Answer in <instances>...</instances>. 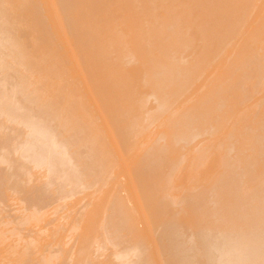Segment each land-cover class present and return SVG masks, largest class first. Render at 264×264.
Wrapping results in <instances>:
<instances>
[{"label": "bare ground", "instance_id": "1", "mask_svg": "<svg viewBox=\"0 0 264 264\" xmlns=\"http://www.w3.org/2000/svg\"><path fill=\"white\" fill-rule=\"evenodd\" d=\"M256 1L257 0H39L36 2L33 0H0V119H5L7 123H14V125H12L10 123L7 124L4 120L1 121V123L4 122L2 123L3 126H5L6 123L8 127H5L6 129L4 128L5 131L4 129L3 131L2 129L0 130V208H3L4 206L1 204L2 199H4L3 202L10 199L9 195L6 193L12 192L25 202L24 206H26V208L33 209H31L32 212H29L30 218L33 217L31 214L38 209L39 212H35V215L38 216L39 214V216L44 219L45 214H47L44 210L45 207H47L46 204L48 203V198L51 196V190L50 192L49 189L47 192L44 190V187H47L48 185L42 186L41 189H43L44 192H42L43 190L41 192L36 189L34 190L31 185V183L34 182L33 179L32 182L30 181V184H28L31 179V172L36 169L42 171L44 166H46L45 169L49 168L50 171H52V173L47 170L48 173L45 171L47 176L49 175V178L52 176L60 177L62 175L59 179L56 177L59 183L56 182V178H51L54 183L56 182L54 185L60 187L58 189H62L66 184L69 186L71 182L81 183L82 180L86 178V181L90 182L92 177L100 178L103 174L106 175L103 176L107 179V176L109 175L106 170H109L110 168L112 169L116 166L110 167V165H113L114 163H111L114 159H110V157L114 156L112 150H110L111 146L114 144L113 146L116 148L114 150L112 147L113 151H117L118 156H120L121 154H119L117 146L120 147L121 145V148H118L122 150L121 152L124 155L126 150H128L127 146H133V141H136V137L139 136L138 138L141 140L143 138L146 139L143 140L147 141L144 142L146 144L139 139L140 141H138L141 142V146H139L140 149L137 147H135V149L133 147L131 148L135 151L138 149L136 152L139 151V153L144 150L146 151L140 155L136 153L139 159L137 158V162H134L136 164L132 162L131 165L134 167L132 168L131 166L128 170L132 171L133 179H131L134 180L133 183L132 180L130 181V183H132L131 186L128 182V180H130L128 178L131 175H126L127 172H125L124 169H122L124 170V173L122 170H118L119 173H123V176H121L122 173L120 174L122 179L129 176L127 180L125 179L128 183L127 190L132 192L133 187H135L133 184H136V189L133 191H138V200H135L137 198L136 193L135 195H133L134 192L131 194L133 198H135L133 199V203L134 200L138 203L132 204L134 205V208L131 210L130 207L129 209L131 211L129 210V212L128 208L123 206L129 201L128 198L126 197L127 199L124 201L125 203H121L123 202L121 201L123 198L116 199V197L119 198L120 194L125 193V191L127 192V190L124 191L125 187L123 188L122 184H120L121 186L114 185L119 189L122 187V193L119 194L120 190L114 191L118 188H113L111 193L109 190V193H105L108 194L109 197L113 193V196L111 195L112 198L110 199L115 202L117 200L121 204L119 206L118 202L116 205L113 204L115 202L111 204L108 199L105 203H107L108 207L112 205V207H110L111 211L108 210L109 208L105 211L102 206H100L101 211L103 209L105 214L107 212L106 215H103V218L105 219L107 217L106 220H109L107 223H104L103 218L100 220L101 218L99 217L98 220H100V222L103 221V224L110 226L108 228L114 235L112 240H110L111 238H108L109 235L107 237V230L103 229V226H107L103 225L99 231L98 228L102 223H100L96 217L94 218L92 213L89 214L90 216H93V221L90 223L95 221L100 223L98 227V222H95V231L98 230L99 232H97H101L102 234L104 230L107 237L106 240L108 242L110 241L109 245H111L114 240L111 248L120 246L119 242L118 245L115 243L118 241H116V239L120 237L119 240H121L122 244H124L123 242L126 239L124 245H128V242L132 243L130 244L131 248H133L134 245H137V248H135V250H137L136 255H133L135 253L130 254L128 252V256L126 251V256L130 257V255H132L134 258V256L136 257L137 254H139L137 257L139 258V256H142L140 259L146 256V254H148L146 252L149 250L147 249L149 248L148 244L145 246L144 243L146 242L143 243L142 240V245L139 241L140 239L138 240L139 235H136V231H139L136 227L138 226L139 228L140 226L137 221L140 220V222L143 223V226L145 225L144 228L149 225V231L152 229L155 230L153 232L156 233L155 235L153 234L154 236L151 237L147 234V237H150V243H148L151 247L154 246L151 239L155 238L153 241L154 243L157 242L156 244L158 245L155 244L157 254L159 257L162 256L164 258V260L162 257L158 259L155 251V254L152 255L154 257L156 255L157 259L154 260H158L155 261L157 263L162 258L163 262H161V260V264H264V86L262 87V84L264 85V44H259L260 41H264V10L261 11V8H264V5H261L262 7L260 8V11L258 9V12H262L259 13L261 15L256 19L259 24H256L255 21L253 23L254 25L251 27L252 30L249 29V31L247 30L248 32L245 29L250 27H248V25L247 28L244 27L245 29L243 31L246 32L244 34L245 42L244 40H241L242 37L240 36L244 33L243 31L241 32L243 29L242 26L246 23H251L247 22V20H255V18H253L255 16L253 15L255 11V14L258 13L255 5ZM260 4H262V1ZM41 11L44 13V17ZM35 16H38V19L35 18ZM40 19L43 20L40 24H43L48 20L47 22L51 24L52 27L56 25L54 24V20L55 22L57 21L56 23L58 25L64 23L66 31L73 39V42L78 49L75 48L76 51L73 56L77 55V57L74 58L81 60L82 64H79L81 65L79 68H82L81 70H84L85 72V74L84 72L81 73L83 77L82 81L79 80L80 83L83 82L81 91L79 89L80 92L72 85L73 81H75V79L73 80L72 78H75L76 74L74 73V68H77L75 65L81 63L80 60L79 62L76 61L77 59L74 60L77 62L76 63L73 61L74 58L72 56H70L72 57V60L71 58H65V60L64 55L66 52L62 55L63 53H59V51H61L59 48L57 49L59 50L58 52H56L55 49L60 46L58 38L60 36L68 35L65 33V28H51L59 31V33L58 31L54 32L56 35L61 34V31L64 30V34L62 33L60 36H54L57 39L55 40L53 37L55 34L52 33V35L50 33L53 30L49 31L50 27H47L46 24H43V26L45 25V29L43 27L42 32L41 27H38L40 25H34V23L38 24L37 20L39 21ZM28 25H34V27L36 26L40 29L38 30L35 28L32 31L33 26L32 29H29L30 32H33V35L39 39L37 42L36 38L32 36L29 38H33L31 41L34 44H37L36 47H42L44 44V46L37 51L35 48H32L34 51H30V47H35V45L29 43V40L28 45L26 44V35L28 34L27 36H29L30 34L27 30ZM24 26L27 29H24ZM46 27L48 28L47 32L51 34V37L45 32L47 29ZM24 30L27 32L24 33ZM236 32H240L238 35L241 39H238L239 37L236 35ZM23 34L26 37V41H22V37H24ZM20 35H22V37ZM19 36L21 39L18 38ZM45 36H48V39H46L47 43L42 42V44H40V40L42 37L45 38ZM65 37L62 38L65 40H63L64 42L67 41ZM52 38L55 40L54 43ZM59 39L61 41V38ZM238 40H240L241 43H238L240 42ZM57 42H59V45ZM50 43L58 45H55L54 47L55 54L52 48L53 46L51 47ZM237 43L239 45H237ZM30 44H32V46L29 47ZM64 44H61L60 47ZM71 47L74 48L73 45ZM63 50L64 49H62V51ZM78 51L80 53H78ZM72 54L73 53H69V55ZM67 56L68 55H66V57ZM8 58L11 59L9 62ZM69 60L73 61L72 64L75 67L69 66L74 72H69L68 70L70 68L68 70L66 68L67 63L71 64L69 63L71 62ZM64 61L67 62L65 65ZM39 62L44 63L43 65L42 63L40 65ZM6 64L10 66V68L12 67L13 70ZM20 67H23L24 70ZM19 68L22 70V74L21 72H16ZM25 70L26 73L23 74V71L25 72ZM81 70L79 69L78 71V68L76 70V75L78 77L81 75ZM67 71L72 75L70 74V76ZM33 78H35L36 81ZM68 79H70V81ZM31 80L38 84L35 83V85L33 84L34 82L30 83ZM74 83H77V81ZM32 84L35 86L33 87ZM261 89L263 90V96H257V98H255L256 95L260 94L262 91ZM93 113L98 116L99 119L101 118V123L103 124L102 128L97 127L99 125H96L95 119L98 118L94 119L95 115ZM159 118L163 119V121ZM156 119L157 121L160 120L159 124L162 126L156 124ZM153 121H155V124L159 127H155V131L153 129V132H159V135L152 136V133H148V136L150 135L154 137H151L152 139L149 138L150 136L148 137L145 135L146 138H142V135L140 137V134H143L146 129H148L147 131H150L151 126L149 125H151ZM15 123L16 125H19L16 126ZM14 126L16 127L14 130L18 131L13 132L12 129ZM154 126H152V128ZM11 127L12 131H8L7 128L10 129ZM102 129L104 133H108V136L111 133V138H108L107 136L108 141L114 136V139L111 140L112 142H109L111 144L110 149L107 148V139L102 136ZM220 130H222V136L219 134ZM11 132L14 134H11ZM217 132L218 134H216ZM213 134H215L214 136L218 135L220 139L217 136L212 140L213 142L207 140L210 137L214 138ZM206 136L207 139H205L206 141L204 140V142L208 144L212 142L209 145L207 144V146L203 142V139H201ZM114 140L119 142L118 145ZM148 140L150 143L152 142L151 140H154V143L152 142L151 146H148ZM199 143L202 144L204 149ZM135 144H137V142ZM143 144L148 147L145 146V149L143 148L144 150H141ZM138 145L139 144L136 146ZM188 146H190V149H187L189 148ZM196 146L203 151H207L206 153L204 152V154L202 153L206 157L211 155L208 152L214 150V153L211 152L212 155L210 156L212 158L211 164L209 163L211 162V159L207 161V158L205 157V160H203L204 156L201 157V155H198L200 161H207V163L205 162L206 164L209 163V165H212L208 169L209 171L211 170V172H214V174L213 172H210V175H214L211 178L209 176L205 177V172H202L203 175L200 174L202 176H198L199 179H204L201 180L203 186L198 189L197 187L200 186L199 180L196 176L199 175V172L197 171L198 169L194 168L195 166L193 165H189L190 163L183 162L184 160H193V156H196V153L200 152L198 148L196 150ZM122 147L126 149L123 151ZM194 148L195 150H193ZM133 149L129 148V152ZM134 150L133 153L131 151V154L135 157ZM185 150H188L190 155H193H191L192 157L188 155L191 159H186V154L189 153H185ZM189 150L195 151V153L193 154ZM115 155L117 154L115 153ZM123 155L118 157L120 158L119 160H121V158L124 160ZM128 155H130V153ZM198 156H196L195 159ZM131 157L133 159L136 158L130 155V158ZM182 157L185 159L182 160ZM181 160L182 162H180ZM114 161H118V159L115 158ZM128 161L127 163H129ZM194 161L195 160L191 162ZM197 161L201 163L199 159ZM121 162L124 161H120V163ZM182 163L184 165L188 164L186 165L188 170L185 168L186 172H189L190 169H195L188 174L190 175L194 172V178H197L198 184H194L195 181H193V183L190 179L186 184L189 187L191 186L192 189L188 188L189 190H187V187L185 186L186 190H182L183 192L178 195V192H176L178 188L176 187V189H173L171 187V182L174 180V182L178 184V181H175L177 178L179 180L181 177V174L178 172L185 167L180 165ZM30 164H33V166ZM107 164L110 165L106 166ZM123 165L125 164H122V167ZM34 166L37 168L35 169ZM203 166L206 165L203 164L198 167ZM32 167H34V170H32ZM39 167H41V170ZM125 167L127 168L126 165ZM129 167L130 166H128V168ZM29 168L31 169L30 174L28 172L30 171ZM115 168H117V166ZM204 168L207 173L208 170H206V167H203L202 169ZM202 169L200 170L199 168V171H202ZM110 171L111 170H109V173L111 174ZM181 171L180 173H183ZM36 172H33L32 175ZM49 173H51V176ZM113 173L114 172L112 171V175ZM177 174L180 176L178 175L179 177H177ZM38 175L40 176L39 172ZM124 175L127 177L123 178ZM103 176L100 179L104 178ZM120 176L118 175V177ZM191 176L189 177L192 178L193 176ZM121 177L117 180L121 181ZM186 177L187 176H185V178ZM46 178L47 177L45 176V179ZM49 178L47 181L48 183ZM89 178L90 181L88 180ZM185 178L183 177V179L180 180L185 181ZM100 179H97L96 181ZM106 179L105 182L108 180ZM111 180L113 181V179ZM87 182H85V184ZM95 182L92 181L94 184ZM121 182L124 184V180ZM174 182L172 183L175 184ZM35 183L36 181L34 184ZM82 183L78 184V186L81 185V188L77 186L75 189L79 188V190H81L84 188V190H87L91 184H86L87 187H84L82 186L85 185L84 180ZM114 183L119 184V182L116 181ZM38 184L39 183H37V185ZM193 184L195 186L198 185L196 189H193ZM54 185L52 184V186ZM97 185L95 184L93 186L96 187ZM124 185H126V182ZM70 186L68 187L69 190L73 189H70ZM99 186H101V184L98 185V187ZM103 186H105V184ZM181 186L182 184L179 186V192L180 188H182ZM34 187H36V185ZM131 187L132 190H130ZM109 189H111V187ZM172 189L174 191H172ZM64 191L66 193V191H68L67 188L64 189ZM104 191L105 189L103 192ZM76 192L79 191L77 190ZM114 192L119 194L118 196H115L116 200L113 199L115 195ZM173 192L176 195L173 194ZM12 193H10V197L14 198L13 196L15 194L12 195ZM105 194L103 193V197ZM5 195L6 197L8 196L7 198L9 199H6ZM55 195L57 197V194ZM59 198L60 197H57L58 200ZM105 198L103 199L105 200ZM49 199L51 202V198ZM98 200L100 201L101 199L98 198ZM94 201L96 200L94 199ZM49 204L50 203H48V205ZM68 205L70 204L68 203ZM107 206L104 205L103 207L107 208ZM113 206L115 207L114 209ZM42 207H44V210H42ZM118 207H121L122 210ZM77 208L78 207H76V209ZM25 209L23 211L27 212ZM46 209L48 210V208ZM49 209H51V207ZM117 209H119V212ZM107 210L110 211L112 215L109 214L110 212L108 213ZM123 210L125 211V214L123 213ZM40 211L41 213L43 211L45 214L42 215ZM63 211L64 209L62 212ZM96 211L100 210L97 209ZM102 212L101 215L104 214V212ZM88 213L85 214L87 215ZM99 214L100 212H98V215ZM108 215H110V218ZM123 215H125L126 218ZM135 216L136 219L134 220ZM18 217L15 218L18 219ZM86 217L88 218V216ZM0 218L2 219V217ZM73 218L75 219V217ZM61 219L62 218H60V220ZM90 219L92 220V218ZM21 221L23 222V220ZM85 222L86 220L84 221V224L83 222L81 223L83 224L82 226L87 224V222ZM10 223L11 222L8 224ZM55 223H57V221ZM1 224L3 225V222ZM11 224H13V222ZM16 224L19 225L21 222ZM4 225L7 224L5 223ZM42 226H44V224ZM73 226H75V224ZM44 227L46 228V225ZM89 227L90 226H88V228ZM47 228L49 229V227ZM75 229L76 228H73V230ZM123 229L126 231L124 232ZM82 230H86L85 227ZM121 230L130 238L132 234L135 233L131 238L133 240L125 238L126 236H124L125 234L122 235L123 233L120 234ZM27 231L25 230V232ZM36 231L37 230H35V232ZM144 231L149 232L147 230ZM46 232H48V230H46ZM85 232L86 231H84V233ZM129 232L132 233L130 234ZM37 233L41 234L43 232ZM71 233L72 232H70V234ZM107 233L109 234L110 231ZM20 234L21 233H19V236ZM137 234H140L141 236V233ZM149 234L152 233L149 232ZM11 235H13V232ZM72 235L74 238L75 233ZM121 235L123 239L121 238ZM26 236L28 237V235ZM26 236L22 237L23 241L21 240V242L26 244L25 242L30 240L28 241L29 244L27 243L26 245L28 248L32 249L31 253L34 260L36 259L35 255H40L41 253L42 257L41 262L38 259L39 263L43 262V264H46L49 261H52L50 260V256L43 258L44 248H41L43 254L42 252H38L40 249L37 250V253L33 254V252H36L34 251L36 250V248H34L36 245L35 243L32 244L35 237L33 239L28 237L29 239L26 241V239H23L26 238ZM85 237L83 243L88 241ZM48 238L49 237L46 239L48 240ZM82 238L83 237H81V239ZM8 239H10L9 236ZM36 239L38 240V238ZM104 239L102 238L103 241ZM55 240L58 239L55 238ZM92 240L89 239V241ZM102 240L101 242H103ZM68 241L70 242V240ZM49 242L51 243V240H49ZM18 243L20 242L17 241V246ZM41 243L43 244V242ZM105 243L106 242H104V244ZM24 244L23 246L22 244H19L18 247L22 248L24 247ZM55 244L56 241L54 245ZM89 244H87V246H89ZM56 245L58 246V244ZM0 246L2 245L0 244ZM47 246L49 247L50 245ZM9 248L6 249L10 250L13 247ZM84 248L83 250L85 252L86 249ZM95 248L99 249V246H95ZM117 248L116 251L119 250V248ZM145 248L146 250H144ZM6 249L4 248L3 250ZM16 249L18 248L16 247ZM62 249L64 250V248ZM97 249H95V251ZM20 250H18V252ZM27 251L28 250H26L25 247V255H27ZM119 251L121 252L122 250ZM2 252L1 254L5 251ZM8 252L10 253V251ZM21 252L19 253L22 254L23 252ZM61 252L63 254L65 253L63 251ZM81 252L82 250L79 253ZM86 252L84 254H86ZM113 252H115V250ZM120 252H118L120 255L115 256H119L118 258H122L123 256L124 260V258H126V256L124 257L125 250L121 252L123 255ZM152 252L154 253V251ZM12 253L13 252H11V254ZM31 253L29 256H31ZM45 253L48 254L46 251ZM20 254L17 256L22 257L21 259H24V262L26 260L25 258L29 257L28 255L27 257H24ZM49 254L54 253L51 251ZM9 255L7 257H9ZM12 255H16L15 250ZM88 255L91 254L88 253ZM113 255L111 256L113 257ZM57 256L59 259L58 253ZM95 256L96 254L90 257ZM132 256L126 259L132 260ZM9 258L11 261L13 260V256L10 255ZM33 258H31L32 260L27 258L29 260H26L27 262H25V264L30 263L29 261H34ZM21 259H18L17 257L12 263L19 264L20 262L15 260L19 261ZM110 259L112 258H109V261ZM53 260L57 263L55 259ZM87 260H89V257ZM115 260L116 259H114V261ZM119 260L118 262L122 261V259L121 261ZM8 261L10 260H7V262ZM36 261L37 260L34 262ZM24 262L21 264H24ZM38 262H36V264H39ZM80 262L76 264H79ZM118 262H115V264ZM49 263L51 264V262ZM128 263L133 264V261L132 263L127 261V264Z\"/></svg>", "mask_w": 264, "mask_h": 264}, {"label": "rangeland", "instance_id": "2", "mask_svg": "<svg viewBox=\"0 0 264 264\" xmlns=\"http://www.w3.org/2000/svg\"><path fill=\"white\" fill-rule=\"evenodd\" d=\"M33 1H36V2H37V1H39V0H33ZM261 1H262V4H260ZM257 2H258L259 4H258ZM263 3H264V0H257V1H256L255 5H256V10H257V12H258V9H259V11H260L261 9H262L261 11L264 10V8H261V7L264 5ZM38 4H39V3H38ZM257 5H258V6H257ZM261 5H262V6H261ZM257 7H259V8H257ZM263 7H264V6H263ZM260 8H261V9H260ZM42 11H43V9H42ZM42 11H41V12H42ZM253 13H254V12H253ZM255 13H256V11H255ZM255 13H254V15H253V16H255V17L252 16L253 18H255V20H254L253 18H252V19H253L254 21H253V20H250V21L247 20V22H251L252 24H251V23H250V24H249V23H248V24H247V23L244 24L245 26H244V25L242 26L243 29L241 30V32H242L245 28H247V25H248V27H250V28L245 29V30H246V31H247V30L249 31V29L252 30L251 27L254 25L253 23H254L255 21H256V24H259V23L257 22L258 20H256V19H258V17L261 15V14H259V13H262V12H258L257 14H255ZM42 14H43V17H44V13H43V12H42ZM258 14H259V15H258ZM39 15H40V14H39ZM263 15H264V13H263ZM41 16H42V15H41ZM35 18L38 19V16H35ZM39 18H40V17H39ZM41 19H42V17H41ZM41 19L39 20L40 22L37 20L38 24H37V23H34V25H40V26H38V27H41V32L43 31V30H42L43 27H44V29H45V25L43 26V24H46L47 27H50V28H49V31H52V30H53L52 32H50L51 34L54 33V32H57V31H58V30H56V29H51V28H55V27H57V29H59V28H65L63 22H61V23H63V24L58 25V24L56 23L57 21L55 22V20H54V24H56L57 26L54 25V26L52 27V25L49 24V23L47 22L48 20H46L45 23L40 24V23H42V21H43V20H41ZM43 19H44V18H43ZM57 19H58V18H57ZM57 19H56V20H57ZM58 20H59V19H58ZM61 20H62V19H61ZM59 21H60V20H59ZM46 22H47V23H46ZM52 22H53V20H52ZM59 24H60V22H59ZM34 25H28V26H27L28 29L25 27L26 25L23 27L24 29H27L28 32L31 34V35L29 34V36H27L28 34L26 33V34H27V35H26L27 38L24 36V34H23L24 37H22V35H20V36L23 38L22 41H23V40L26 41V39H27V43H26L27 45H28V40H29V43H32L33 45H35V47H34V46H33V47H30V46H32V44L29 45V47L31 48V49H30V48L28 47V48L30 49V51H32L34 48H35V50L37 51L39 48H42V47L44 46V44H43L42 47L37 48V47H36L37 44H34V43L31 41V40H33V38H32V39H29V38H31V36L34 37V38H36V37L33 35V32L31 33L30 30H29V29H32V26H33L32 31H33L35 28L38 29V27H36V26L34 27ZM29 26H31V27H29ZM59 26H60V27H59ZM47 27H46V28H47ZM244 27H245V28H244ZM50 29H51V30H50ZM38 30H40V29H38ZM55 30H56V31H55ZM60 30H62V29H60ZM47 31H48V28L46 29L45 32H46L47 34H49ZM248 31H247V32H248ZM25 32H27V31L24 30V33H25ZM61 32L64 34V30H62ZM243 32H244V31H243ZM58 33H59V31H58ZM62 33H61V34H57V35L60 36V35H62ZM65 33L68 34V32L66 31V28H65ZM245 33H246V32H244L243 35H240V36L242 37V39H241L240 36L238 35V34H240V32H236V35H238V37H239L238 39H241V40L243 41L244 38H245V37H244V34H245ZM51 34H49V36H50ZM54 34H55V33H54ZM45 35H46V34H45ZM52 35H53V34H52ZM57 35L55 34V35H53V37H54V36H57ZM20 36H19L18 38L21 39ZM43 36H44V35H43ZM65 36H66V35H64V36H60V37H59V38H61L62 43H61L60 39L58 38V41L60 42V46H61V44L66 43V44L62 45L63 48L59 46V47H57V48H55V49H56V52H58L59 50H61V51H59V53H60V54L63 53L62 55H64L65 52L67 53V54L65 53V55H64V59H65V58H66V59L71 58V60H72V57H73V58H74V57H77V55H76V56H73V55H75V51H76L77 47H76L75 43L73 42V39L71 38V36H70L69 34L66 36V37H68V38H66ZM37 37H38V36H37ZM50 37H51V36H50ZM50 37H49V39H50ZM63 37H65V39H67L66 42H64L65 40L62 39ZM25 38H26V39H25ZM38 38H39V37H38ZM54 38H55V40H57L56 37H54ZM54 38H52V39L54 40ZM20 39H19V40H20ZM42 39H43V41H42ZM42 39L40 40V41H41L40 44H42V42H43V43H47V42H46V39H48V36H47V37L45 36V38L42 37ZM44 39H45V41H44ZM68 39H69V41H68ZM36 40H37V42L39 41V39H37V38H36ZM55 40L53 41V43L55 42ZM63 40H64V41H63ZM235 40H237V39H235ZM238 41H240V40H238ZM238 41H237V42H238ZM34 42H35V40H34ZM48 42H49V40H48ZM59 42H57L58 45H59ZM63 42H64V43H63ZM68 42H69V43H68ZM232 42H233V41H232ZM244 42H245V40H244ZM244 42H243V43H244ZM238 43H241V41L238 42ZM238 43H237V45H239ZM258 43H259V42H258ZM258 43H257V45H258ZM261 43L264 44V41H263V40H262V42L260 41L259 44L261 45ZM50 44H51V47L53 46L52 48H53V50H54V54H55V49H54V47H55L56 44H54V45H53L52 43H50ZM232 44H233V43H232ZM58 45H56V46H58ZM72 45L74 46V48L71 47ZM230 45H231V44H230ZM67 46H69V47H67ZM228 47H229V45H228ZM260 47H261V46H260ZM262 47H263V45H262ZM32 48H33V49H32ZM58 48H59V50H57ZM75 48H76V49H75ZM62 49H64V50L62 51ZM74 49H75V50H74ZM77 50H78V49H77ZM33 51H34V50H33ZM38 53H39V52H38ZM69 53H73V54H72V55H69ZM78 53H80V52L78 51ZM78 53H76V54H78ZM56 54H58V53H56ZM66 55H68V56L66 57ZM59 56H61V55H59ZM70 56H72V57H70ZM62 57H63V56H62ZM79 57H80V56H79ZM6 59H7V58H6ZM8 59H9V58H8ZM66 59H65V60H66ZM76 59H77V60H76ZM10 60H11V59H9L8 62H9ZM46 60H48V59H46ZM71 60H69V61H71ZM74 60H76L77 62H79L80 59L78 60V58H74L73 61H74ZM73 61L69 62V63H71V64H68L66 61H64V65H65V63H67V65H66L67 70L70 68V66H71V67H75V66H77L78 71H79V69L81 70L82 68H79V67L81 66V65H79V64H82L81 60H80L81 63H78V64L75 65V66H73V64H72ZM76 61H74V62H76ZM6 62H7V61H6ZM8 62H7V64H8ZM13 62H14V61H13ZM77 62H76V63H77ZM41 63H42V62H39L40 65H41ZM43 63H44V62H43ZM43 63H42V65H43ZM76 63H75V64H76ZM7 64H6V65H7ZM9 65L11 66L10 63H9ZM12 65H13V64H12ZM69 65H70V66H69ZM78 65H79V66H78ZM7 66H8V65H7ZM10 66H8V67L10 68ZM15 66H16V64H15ZM67 66H68V67H67ZM13 67H14V66H13ZM14 68H15V67H14ZM17 68H18V67H17ZM17 68H16V69H17ZM20 68H23V67H20ZM20 68H19V69H20ZM66 68H65V69H66ZM77 68H74L75 72H74V70H71L72 68H70L68 71H69V72L73 71L74 73L77 74V71H76ZM10 69L13 70L12 67H11ZM19 69H18V71L16 70V72H21V74H22V70L20 69V71H19ZM14 70H15V69H14ZM23 70H24V68H23ZM68 71H67V72H68ZM69 72H68V73H69ZM73 72H72V73H73ZM82 72H84V70H83V71L81 70L80 74H81ZM25 73H26V70H25V72L23 71V74H25ZM68 73H67V74H68ZM18 74H19V73H18ZM70 74H71V73H69V75H70ZM76 74H75V78H72L73 80L75 79V81H73V84H72V85L75 86V88H76L78 91H79V89H80V91H81V87L83 86V82L80 83V81H82V78H83V77H82V74L80 75V74L78 73V74L80 75L79 77H78ZM84 74H85V72H84ZM71 75H72V74H71ZM71 75H70V76H71ZM73 76H74V74H73ZM76 77H77V78H76ZM80 77H81V79H80ZM33 79H35V78H33ZM33 79H32V80H33ZM36 79H37V77H36ZM36 79H35V81H36ZM32 80L30 81V83H33V82H34V81L32 82ZM68 80L70 81V79H68ZM79 80H80V81H79ZM71 81H72V80H71ZM76 81H77L78 85H77V83H74V82H76ZM78 81H79V82H78ZM85 81H86V80H85ZM37 82H38V81H37ZM86 82H87V81H86ZM30 83H29V84H30ZM35 83H36V82H34L33 84H35ZM71 83H72V82H71ZM71 83H70V84H71ZM79 83H80V86H79ZM33 84H32V86L34 87V86H35L36 84H38V83H36L35 85H33ZM75 84H76V85H75ZM81 84H82V85H81ZM30 85H31V84H30ZM76 86H77V87H76ZM78 86H79V88H78ZM263 86H264V85L262 84V87H263ZM31 88H32V87H31ZM82 89H83V88H82ZM261 90H262V89H261ZM261 90H259V91H261ZM80 91H79V92H80ZM262 92H263V90L260 92V94H262ZM258 94H259V93H258ZM260 94H259V95H256L255 98H257V96H258V97L263 96L264 93H263L262 95H260ZM86 101H87V100H86ZM96 104H97V103H96ZM93 114H94V113H93ZM94 115H95V114H94ZM160 116H161V115H160ZM160 116H159V117H160ZM102 117H104V116H102ZM95 118H98V119H95ZM160 118H161V117H160ZM160 118H159V119H160ZM94 119H95V121H96V125H99V126H97V127H101V128H102L103 124L101 123V118L99 119V117L95 115V116H94ZM157 119H158V117H157ZM157 119H156V121H157ZM2 120L6 121L5 119H2ZM2 120L0 119V123H1ZM160 120L163 121V119H160ZM160 120H158L157 123H156L155 121H153V123H151V125H149V126H151V128L148 126V127L150 128V131H147L148 129H146L145 132H146V131H147V132H146V133L144 132L143 134H140V137H141V135H142V138L145 137V136H148V133H149V134L152 133V134H151L152 136H153V135H154V136L159 135V132H158V133H157V132L154 133V132H153V129H154V131H155V127L159 128L158 125H159V126L161 125V124H159V121H160ZM2 123H4V122H2ZM2 123H1V126H0V127H1L0 130L2 129V131H3V129H4L5 127H8L7 124L10 123V122L7 123V121H6L7 124L5 123V126H3ZM155 123L158 124V125H156ZM10 124H12V123H10ZM152 124H153V125H152ZM6 125H7V126H6ZM12 125H14V123H13ZM12 125H11V126H12ZM15 125H16V123H15ZM17 125H19V124H17ZM17 125H16V126H17ZM154 125H155V126H154ZM2 126H3V127H2ZM9 126H10V125H9ZM152 126H154V127L152 128ZM161 126H162V125H161ZM12 127H13V126H12ZM12 127H11L10 129L7 128L8 131H10V130L12 129ZM15 128H16V127L14 126V128L12 129L13 132H14V131H15V132L18 131V130H14ZM17 128H20V127H17ZM101 128H99V129H101ZM157 128H156V129H157ZM5 129H6V128H5ZM5 129H4V131H5ZM12 130H11V131H12ZM110 130H112V129H110ZM151 130H152V131H151ZM158 130H160V129H158ZM158 130H156V131H158ZM8 131H7V132H8ZM98 131H99V130H98ZM101 131H102V134H103L102 136H103L104 138H106L107 141H108V138H109V137L111 138V133H110V135L108 136V133H104L103 129H102ZM101 131H100V133H101ZM221 131H222V130H220V132H221ZM13 132H11V134H12ZM110 132H113V131H110ZM220 132H219V134H220V136H222V132H221V133H220ZM156 133H157V134H156ZM13 134H14V133H13ZM216 134H218V132H217ZM144 135H145V136H144ZM214 135H215V134H213V136H214ZM107 136H108V138H107ZM149 136H150V135H149ZM149 136H148V137H149ZM152 136H150L149 138H150V139L154 138V137H152ZM213 136H212V137H213ZM217 136H218V135H217ZM217 136H214V138H211V137H210V138H208V139H207V136H206L205 138H201V139H203V142H204L205 139H207V140H209V141H210V140L212 141V140H214ZM138 137H139V136H137V137H136L137 140H136V141L134 140L133 142H134V144L137 142V144H139V145L136 146L137 144H135V145L133 144V146H132V145L127 146V149H128V150H126V153H125L126 155H125V154L123 155L122 152H121L122 150L119 149V148H121V145L119 144L120 147L117 146L119 142H117V140H114V141L117 143L116 146H117V150H119V151H118L119 154L123 155V158H124V160H123L122 158H121V160H119L120 158H118V157H121V155L118 156L117 151H116V152L113 151V148H114V150H115L116 147L113 146L114 144H113L112 146H111V144H110V143L112 142L111 140L114 139V136H112V139H110L106 144L109 145V146L107 145V148H109V149H110V146H111V149H110V150H112L113 155L115 156V158L118 159V161H114V160H115L114 156H113V157H110V159H111V158L114 159L113 161H111V163H113V162H114V163H113V165L107 164L106 166L110 165V167H112V166H115V165H116L117 168H115L116 166L114 167L115 170H114V168H112V169L110 168L109 170H111V171H110L111 174L109 173V170H106V172L108 171L107 174L109 175V176H107V179H108V180L104 177V176H106V175H104V174H103L104 176L102 175V176L107 180L106 182H105V179H104V178H102L103 180L100 179L102 176H101L100 178H99V177H97V178H93V177H92L93 179L91 178V181H90V178H89L88 180H89L90 182H87V181H86L87 178H86V179H83V180H84V184H85V182H87L86 184H88V185L91 183L90 186H89V188H87V190L85 189L86 191L84 190V188L81 189L82 191L79 190V188H81V185L78 186V184H81V183L83 182V180H82L81 183H72V182H71V183L69 184V186H70V185L74 186V187L70 186V189L73 188L74 191H73V189L69 190V188H68L69 186H67V184H66V186H64L62 189H58V188H60V187L57 186V185H54V184H55L56 182L59 183V182L57 181V178L59 179L62 175H61V176L58 175V176H60V177H57V176H56L57 178H56L55 176H54V177L52 176L53 178H56V179H55L56 182L54 183V182L51 180L52 177L49 178V175L47 176V173H48V172H51V173H52V171H50L49 168L45 169L46 166H44V169L42 168L44 171H43V170H42V171H38L39 169H36L37 167H35V166H34V167H35L36 170H34V169H33L34 167H32V170H34L33 172L38 171L39 174H40V176L38 175V172H36V173H34V175H32L33 172H31V169L29 168L30 171H28V172H29V174H30V172H31V176H30L31 179L29 178L30 180H29V183H28V184H30V181L32 182V179H33L34 182L36 181L35 184H34V182H32L31 185L33 186L34 190L36 189V190L39 191V192H41V191L43 190V189H41L42 186H44V185L47 186V185H48L47 187H44V190H45L46 192H47L48 189H49V192H50V190H51V192H50L51 196L49 197V198H51V202H50V199L48 198V203H50V204H49V205H48V203L46 204L47 207H45V210H44V207H42V208H43L42 210H44L45 213L47 212V214H45L43 211H42V213H41V211H40V213H41L42 215L45 214V217H46V218L44 217L45 220H44L43 218H41V216H39V214H38V216L35 215V212H39L38 209H36V211L34 210L35 212L33 211V212H34V213H33L34 215L30 213V214L34 217V218H33V217L30 218V216H29V212H32V211H31L32 208H30V209L26 208V206H24V205H25V202H24L23 200L19 199V197H18L15 193L10 192V193H12V195L15 194V195L13 196L14 198H11V197H10V196H11L10 193H6L7 195H9V198H10V199L7 198L8 196L6 197V195H5L6 199H9V200H5V201L3 202L4 199H2V203H1V204H3L4 206L2 205L3 208H0V209H1V211H0V217H2V219L0 218V222H1V223L3 222V225H4L5 223L7 224V225H4V226H3V225L0 223V229H1V230H0V244L2 245V246H0V251L2 252V250H3L4 248H5V249H6V248L8 249V248L10 247V245H11V247H13V248L10 247L11 249H10V248H9L10 250H7V249H6L7 251H6V250H3V252L5 251L4 253L2 252L4 255L1 254V252H0V260H1V261H0V264H6V263H7V264H13L12 261H13L14 259H17V257H18V259H21L22 257L17 256V255L20 254L19 252H21V250H22L23 253L21 252L22 254H20V255H23L24 257H25V256L27 257L28 253H29V252L31 253V250H32V249H31V248H28L26 244H27V243L29 244V242H28V241H30V240H28L29 238H30V239H31V238L33 239L34 237H35V240H33L34 242H33V243L31 242V243H32V244L35 243L36 247L34 246V248H36V250H34V251H36V252H33V251H32L33 254H34V253H37V250H38V249L41 250V251L38 250L39 253L42 252V249L44 248V250H43L44 254H43V252H42V254H43V256H44L43 258H45V257L47 258L48 256H50V260H52V261H49V262H51V264H57V263H58V264H67V263H68V264H76V263H78V262H80V261H81V262H80L79 264H81V263H82V264H84V263L86 264V262H87V264H88V263H89V264H95V263H96V264H106V262H107V264H108L109 262H110L109 264H115V262H118V260L121 258V257L118 258L119 256L116 257L117 255H120V254H118V252H120L119 250H122V251L125 250V255H124V257L126 256V251H127V253L129 252L130 254H131V253H135V254H133V255H136V251H137V250H135V248H137V247H136L137 245H134V246L131 245V246H133V248L130 247V244H132L131 242H128V245H127V244L124 245V244L126 243V242H125L126 239H125V241L123 242L124 244H122L121 240H119L120 237H119L118 239H116V241H117V240H118V241L115 242V243H117V245L120 243V244H119L120 246H119V247L117 246V247L119 248V250L116 251V248H117V247H113L114 245L112 246L113 248H111V245L113 244L114 240L112 241V244L110 243L111 245H109V242H110V241L108 242L106 239H107V237H108V235H109L108 238H109V239L111 238L110 240H112V238H114V235L111 233L112 231L108 228V227H110V226H107V224H103V221H104V223H107L108 220H109V219L106 220L107 217L104 219V218H103V215H106V214H107V212H106V214H105L104 210L106 211V209H108V208H109L108 210H110V207H112L111 204H112L113 202H115V201H113L112 199H110V198H112L113 193L111 194L112 196L109 194L110 197L108 196V194H105V193H109V191H110V193H111L112 189H113V188H114V189L118 188L117 186H119L120 184L123 185V186H122L123 188L125 187L124 191L128 189V183H127L126 180H127V178H128L129 176L127 177V176L124 175L123 178L127 177V178H125L126 180H125V179H122V177H121V176H123L124 170H125V172H127V174L125 173L126 175H131V176L128 178V179H130V180H128V182H129V184H130V186H131V184L133 183L134 180H132V179H133V178H132V171H128V170L131 168V166H132V165H131L132 162H133V163H134V162H137L136 160L139 159L136 153H138V155L142 154L143 152L146 151V150H144V149H145V146H146V147L151 146L152 142L154 143V140H156V139L151 140V141H152L151 143H150V141L148 140V142H149V143H148V146H147V145L144 146V144H146V143H144V142H147V141H143V140H146V139L143 138V139L141 140V139L138 138ZM151 137H152V138H151ZM208 137H209V136H208ZM218 137H219V136H218ZM145 138H146V137H145ZM139 139H140L141 141H143V143H144V144L142 145V149H141V150H144V151H142V152H140V153H139V151L136 152L138 149H137L136 151L134 150L135 147L139 148V146H141V142H139V141H140ZM147 139H148V138H147ZM217 139H218V138H217ZM217 139H216V141H217ZM219 139H220V137H219ZM219 139H218V140H219ZM138 140H139V141H138ZM110 141H111V142H110ZM205 141H206V140H205ZM209 141H208V142H209ZM109 142H110V143H109ZM133 142H132V143H133ZM138 142H139V143H138ZM196 142H197V141H196ZM200 142H201V141H200ZM203 142H202V143H203ZM212 142H213V141H212ZM212 142H210V143H212ZM197 143H198V142H197ZM204 143H205V142H204ZM210 143H209V144H210ZM199 144H201V143H199ZM205 144H206V146H207L208 143H205ZM209 144H208V145H209ZM195 145H197V144H195ZM143 146H144V147H143ZM192 146H194V145H192ZM197 146H199V145H197ZM197 146H196L195 148H196V150H197V148H198L200 152L198 151L199 153H196V154H197L196 156H198V155H199V156L201 155V157L204 156V155H203L204 152L206 153L207 151H203V150H201V149H200L199 147H197ZM200 146L202 147V144H201ZM203 146H204V145H203ZM206 146H204V147H206ZM112 147H113V148H112ZM118 147H119V148H118ZM131 147H133L134 149L131 148ZM188 147H189V148H187V149H190V146H188ZM129 148H130V149H133V150L135 151V157L137 156L136 158L134 157V155L131 154V151H132V153H133V150H130V152H129ZM143 148H144V149H143ZM191 148H193V147H191ZM195 148H194L193 150H195ZM202 148H203V147H202ZM122 149H123V151H124L126 148H123V147H122ZM139 149H140V148H139ZM146 149H148V148H146ZM203 149H204V148H203ZM110 150H109V151H110ZM127 151H128V153H127ZM189 151H190V150H189ZM201 151H202V152H201ZM209 151H210V150H209ZM120 152H121V153H120ZM190 152L193 153V154L195 153V151H192V150H191ZM196 152H197V151H196ZM211 152L214 153V150H213V151L211 150ZM211 152H208V153L212 155ZM115 153H116L117 155H115ZM129 153H130V155L133 156L135 159H133L132 157H131V158H132V159H131V158H130V155H128ZM185 153H189L188 150H185ZM202 153H203V154H202ZM110 154L112 155L111 152H110ZM186 155H187L186 159L188 160L192 154L190 155V153H189V154H186ZM186 155H185V156H186ZM188 155H190V156L188 157ZM207 155H208V154H207ZM211 155H209V157H208V156H207V157L204 156V157H203V160H205V157L207 158V159H206L207 161H208L209 159H211V160H210L211 162H209V163L211 164V163H212V158L210 157ZM192 156H193V155H192ZM192 156H191V157H192ZM196 156L194 155L193 158H192L193 160H195L194 162H191V161H193V160H191V161H186V160H184L185 158H183V157H182L183 159H182V158H181V159L184 160V161H183L184 163H188V164L190 163L189 165H191V166L193 165V166H195L194 168H197V169H198V170H197V169H196V170L199 172V173H198L199 175H196V176H197V178H198V180H199L200 186L197 185V186H198V187H197V186L194 185V184H198V183H197V181H198L197 178H196V177H195L196 179L194 178L195 173L192 172L190 175L188 174V173H190L194 168H193L192 170L190 169L189 172H188V171L186 172V171H185V170L187 169V168H186V167H187L186 165H188V164L184 165V164L182 163V164H180V165H181L182 167H184V166H185V167H184L183 169L178 168V169H180V170H179V172L177 171L179 174H181V177H182V178L180 177L179 180H178V178H177L175 181H176V182L178 181L177 183L179 184V182L183 179V177L185 178V176H187V177L184 179L185 181H181L179 185L176 184V183L174 182V180H172V182H174L175 184H173V183L171 182V184H172L171 187H172L173 189H176V187L179 189V186L182 184V186H181L182 188H180V192L178 191V189L176 190V192H178V195H179L181 192H183L182 190H186V189L189 190V189H192L191 186L189 187V186H187V184H186V183L189 182L190 179H191V182L195 181V183L193 182V183H194L193 186H192L193 189H196V187H197V189H198L199 187H202V186H203V185H202L203 182L201 183V180H204V179H199V177L203 175L202 172H203V173L205 172V173H204V174H205V175H204L205 177L209 176V177L211 178L212 176H214V175H210L211 170L209 171V169H208V168H209L210 166H212V165H209V163L206 164L207 161H205L206 163H205V162H202L203 160L200 161V157H199V156H198L199 158L197 157V158L195 159ZM126 157H127V158H126ZM128 157H129V158H128ZM139 157H140V156H139ZM125 158H126V159H125ZM137 158H138V159H137ZM128 159H129V161H128ZM190 159H191V158H190ZM198 159H199V161H200L201 163H199V162L197 161ZM125 160H126V161H125ZM182 160H181L180 162H182ZM120 161H124L125 163H124V162H121V163H120ZM127 161H128L130 164L127 163ZM130 161H131V162H130ZM108 162H109V161H108ZM196 162H197V163H196ZM109 163H110V162H109ZM119 163H120L121 165H120ZM126 163H127V164H126ZM122 164H125V165L127 166V168L125 167V165H123V167H122ZM134 164H136V163H134ZM134 164H133V165H134ZM198 164L201 165V166H202L203 164L206 165V166H203V167H206V170H208V172L206 173L205 168L202 169L203 167H198V166H199ZM30 165L33 166V164H30ZM197 165H198V166H197ZM119 166H120L121 169L119 168ZM128 166H130V167L128 168ZM196 166H197V167H196ZM133 167H134V166H132V168H133ZM179 167H180V166H179ZM39 168H40V170H41V167H39ZM106 168H107V167H106ZM185 168H186V169H185ZM190 168H191V167H190ZM199 168H200V170L202 169V171H199ZM211 168H212V167H211ZM29 169H28V170H29ZM48 169H49V170H48ZM107 169H108V168H107ZM122 169H124V170H122ZM46 170H47L48 172H47ZM118 170H122L123 173H122L121 171H120V172H121L122 174L119 173ZM126 170H127V171H126ZM181 170H182V171H181ZM187 170H188V169H187ZM194 170H195V169H194ZM45 171H46L47 173H46ZM112 171L114 172L113 175H112ZM180 171L183 172V173H180ZM197 171H195V172H197ZM43 172H44V174H43ZM104 172H105V171H104ZM116 172H117V173H116ZM184 172H185V173H184ZM200 172H201V173H200ZM212 172H213V171H212ZM212 172H211V173H212ZM41 173H42V174H41ZM45 173H46V175H45ZM51 173H49L50 176H51ZM115 173H116V174H115ZM186 173H187L189 176L192 175L193 177L191 176L192 178H190ZM208 173H209V174H208ZM215 173H217V172H215ZM29 174H28V175H29ZM36 174H37V176H36ZM120 174H121V176H120ZM179 174H177V177L180 176ZM196 174H197V173H196ZM200 174H202V175H200ZM213 174H214V172H213ZM56 175H57V174H56ZM111 175H112V176H111ZM114 175H115V176H114ZM116 175H117V178H116ZM118 175L121 177V179H122L121 181L124 180V184H125V182H126L127 187H126V185L123 184V182H121L120 180H117V179H120V177H118ZM178 175H179V176H178ZM33 176H34V177H33ZM41 176H44V177H41ZM45 176L47 177L46 179H45ZM113 176H114V177H113ZM198 176H199V177H198ZM32 177H33V178H32ZM38 177H39V178H38ZM108 177H110V178H108ZM111 177H112V178H111ZM205 177H204V178H205ZM35 178H36V179H35ZM37 178H38V179H37ZM42 178H44V179H42ZM48 178H49V183L47 182V181H48ZM114 178H115V181H116V182H119V184L114 183V182H115V181H114ZM131 178H132V179H131ZM187 178H189V179H187ZM34 179H35V180H34ZM97 179H100L101 181H100V180L96 181ZM111 179H113V181H112ZM180 179H181V180H180ZM37 180H38V182H37ZM60 180H61V179H60ZM131 180H132V183H130ZM65 181H67V180H65ZM92 181H93V182L96 181V182H95L96 185L98 184L99 181H100V182H99L98 185L101 184V186H103V185L105 184V186H103L104 189H105V191L103 192L104 189H103V187L100 188L101 186H99V187H98V185H97L96 187L93 186V185H95V184L92 183ZM108 181H109V182H108ZM41 182H42V183H41ZM52 182H53V183H52ZM104 182H105V183H104ZM183 182H184L185 184H184ZM37 183H39V184L37 185ZM51 183H52L54 186H52ZM67 183H68V182H67ZM134 183H135V182H134ZM82 184H83V183H82ZM86 184H85V185H82V186H84V187L86 186V187H87ZM35 185H36L37 188L34 187ZM39 185H40V186H39ZM114 185H117V186L115 187ZM174 185H175V186H174ZM191 185H192V183H191ZM38 186H39V187H38ZM77 186H78L79 188H78V189H75V188H77ZM92 186H93V187H92ZM120 186H121V185H120ZM130 186H129V188H130ZM133 186L136 187V184H135V185L133 184ZM133 186H132V187H133ZM183 186H184V187H183ZM185 186H186L187 188H186ZM51 187H52V188H51ZM53 187H55V188H53ZM97 187H98V189H97ZM110 187H111V189H109ZM122 187H120V189L118 188V189H116V190H114V191L120 190V191H119V194H120V193H122V191H121ZM132 187H131L130 190H132ZM135 187H133V190L136 189ZM194 187H195V188H194ZM46 188H47V189H46ZM66 188H67V190H68V191H66L67 194H66L65 191H64V189H66ZM90 188H91V189H90ZM95 188H96V189H95ZM126 188H127V189H126ZM185 188H186V189H185ZM188 188H189V189H188ZM38 189H39V190H38ZM40 189H41V190H40ZM52 189H53V192H54V193L52 192ZM54 189H55V190H54ZM100 189H101V190H100ZM102 189H103V190H102ZM173 189H172V191H174ZM44 190H43L42 192H44ZM59 190H60V191H59ZM77 190H78L79 192H76ZM91 190H92V191H91ZM99 190H100V191H99ZM108 190H109V191H108ZM122 190H123V189H122ZM133 190H132V192H134ZM55 191H56V192H55ZM80 191L82 192V195H81V192H80ZM84 191H85V192H84ZM106 191H107V192H106ZM128 191H129V190H127V192L125 191V193H123L125 196H124L123 194H120L121 197H120V196H119V198L116 197V199H122V198H123V200H121V201H123V202H121V203H125L124 201H126V199L128 198L129 201L127 200V201H128L127 203H129V204L125 203L123 206H124L125 208H128V211H129L130 209L133 210L132 208H134V205H132V204L138 203L137 201L135 202V200H138L139 197L137 196V195H138V191H137V192H134V194H133V195H135V193H136V197H137L136 199L133 198V196H132V194H131L132 192H131V191L128 192ZM62 192H63V193H62ZM72 192H73V193H72ZM75 192H76V194H75ZM97 192H98V193H97ZM102 192L105 194L104 197H103V193H102ZM78 193H79V194H78ZM92 193H93L94 195H93ZM101 193H102V195H101ZM116 193H117V192H114L115 195H114L113 199H115V196H118V195H119V194H116ZM129 193H130V194H129ZM38 194H40V193H38ZM55 194H57V197H60L59 200L57 199V197H56ZM70 194H71V195H70ZM90 194H91V195H90ZM126 194H127V196H126ZM173 194H175V193L173 192ZM67 195H68V196H67ZM73 195H74L75 197H74ZM97 195H98V196H97ZM99 195H101V196H99ZM175 195H176V194H175ZM178 195H177V196H178ZM5 197H4V198H5ZM90 197H91L93 200H92ZM93 197H94V198H93ZM105 197H106V198H105ZM124 197H125V198H124ZM126 197H127V198H126ZM17 198H18V199H17ZM62 198H63V199H62ZM89 198H90V199H89ZM98 198L101 199V200L99 201ZM103 198H105V200H104ZM13 199H14V200H13ZM94 199H95L96 201H94ZM108 199H109V201L111 202V204L109 203V204L111 205L110 207H108V206H107V203H105V202L108 201ZM116 199H115V200H116ZM133 199H135V200H134V203H133ZM11 200H13V201H11ZM16 200H17V201H16ZM57 200H58V201L61 200V201L58 202ZM65 200H66V201H65ZM87 200H88L89 203L87 202ZM89 200H91V201H89ZM102 200H103V201H102ZM111 200H112V201H111ZM7 201L10 202V203H8ZM18 201H19V202H18ZM97 201H98V202H97ZM11 202H12V204H11ZM22 202H23V203H22ZM55 202H56V203H55ZM78 202H79V203H78ZM83 202H84V203H83ZM117 202H118V206L121 205V204L119 203V201H117V200H116V202L113 203V204L116 205ZM131 202H132V203H131ZM21 203H22V204H21ZM62 203H63V204H62ZM64 203H65V204H64ZM68 203H69L70 205H68ZM71 203H72V204H71ZM73 203H74L75 205H74ZM130 204H131V205H130ZM52 205H54V206H52ZM55 205H56V206H55ZM62 205H63V207H62ZM71 205H72V206H71ZM104 205L107 206V208H106V207H103ZM125 205H127V206L129 205V206L127 207V206H125ZM48 206H50L51 209H49L50 207H48ZM66 206H68V207H66ZM73 206H74V207H73ZM87 206H88V207H87ZM100 206H102V208L104 209V210L102 209V211L104 212V214H102V215H101V212H102V211H101V207H100ZM8 207H9V208H8ZM55 207H56V208H55ZM76 207H78V208L76 209ZM96 207H97V209H99L100 211H96V210H97ZM99 207H100V208H99ZM130 207H131V208H130ZM6 208H7V209H6ZM12 208H13V209H12ZM19 208H20V209H19ZM22 208H24V209L26 208L25 210H26L28 213L25 212V211H23L24 209H22ZM46 208H48V210H47ZM62 208L64 209L63 212H62V210H63ZM82 208H83V209H82ZM85 208H86V209H85ZM114 208H115V207L113 206V209H114ZM116 208H117V207H116ZM118 208L120 209L121 207H118ZM129 208H130V209H129ZM3 209H4V211H3ZM56 209H57V211H56ZM73 209H74L75 211H74ZM89 209H90V210H89ZM95 209H96V210H95ZM119 209H117L118 212H119ZM19 210H20V211H19ZM32 210H33V209H32ZM40 210H41V208H40ZM65 210H66L67 212H66ZM79 210H81V211H79ZM85 210H87L89 213H88L87 211H85ZM93 210H94L95 212H94ZM108 210H107V211H108ZM120 210H122V208H121ZM125 210H126V209H125ZM131 210H130V211H131ZM13 211H14V212H13ZM21 211H22V212H21ZM69 211H70V212H69ZM91 211H92V212H91ZM110 211H111V210H110ZM110 211H108V213H109ZM123 211H124V210H123ZM128 211H127V212H128ZM130 211H129V212H130ZM6 212H7V213H6ZM8 212H9V213H8ZM11 212H12V213H11ZM18 212H19V213H18ZM24 212H25V213H24ZM56 212H57V213L60 212V213L57 214ZM64 212H65V213H64ZM98 212H100L99 215H98ZM103 212H102V213H103ZM113 212H114V211H113ZM115 212H116V211H115ZM118 212H117V213H118ZM127 212H126V214H127ZM1 213H2V214L4 213L5 215H4V214L2 215ZM14 213H16V214H14ZM22 213H24V214L27 215V216H25V215L22 214ZM55 213H56V214H55ZM66 213H67V214H66ZM82 213H83L84 215H83ZM85 213H88V214L86 215ZM91 213H92V215L94 216V218L96 217L97 220L99 219V217L101 218L100 220H102V218H103V221H102V222H100V220H98L100 223H102L100 227H99L100 223H99L98 221H97V222H98V223H97V222L95 221V219H94V221L98 224V227H99L98 229H99V231H100V229L102 228L103 225H106V226H107V227L103 226V229H106L107 232L110 231L109 234L105 231L107 237H106V235H105L103 229H102V230H103V233H102L103 236H102L101 232L98 233V232H99L98 230H97L98 232L95 231L96 226H94V225H96V223H95V222H93L94 224H93V223H90V222L93 221V216H90V215H89V214H91ZM95 213H96V214H95ZM120 213H121V211H120ZM123 213L125 214V211H124ZM41 214H40V215H41ZM65 214H66V215H65ZM70 214H71V215H70ZM76 214H77V215H76ZM81 214H82V215H81ZM109 214H111V212H110ZM115 214H116V213H115ZM118 214H119V213H118ZM13 215H14V216H13ZM20 215H21V218H22V219L20 218ZM22 215H23V217H22ZM52 215H53V216H52ZM55 215H56V217H55ZM69 215H70V216H69ZM111 215H112V214H111ZM120 215H121V214H120ZM130 215H131V214H130ZM12 216H13V217H12ZM18 216H19V217H18ZM66 216H67V217H66ZM72 216L75 217V219H74ZM77 216H78V217H77ZM86 216H88L89 219L92 218V220L90 219V220H91V221H90ZM109 216H110V215H108V217H109ZM123 216L125 217V215H123ZM7 217H8V218H7ZM15 217H18V219H16ZM36 217H37V218H36ZM68 217H69V218H68ZM81 217H82V218H81ZM119 217H120V216H119ZM121 217H122V216H121ZM131 217H132V216H131ZM6 218H7V219H6ZM9 218H10V219H9ZM26 218H27V220H26ZM40 218L43 219L44 221L41 220ZM58 218H59V220H60V218H62V219L59 221ZM63 218H64V219H63ZM67 218H68V219H67ZM83 218H84V219H83ZM86 218H87V219H86ZM109 218H110V217H109ZM115 218H116V217H115ZM125 218H126V217H125ZM14 219H15V221H14ZM29 219H30L31 221H30ZM35 219H36V221H35ZM38 219H39V220H38ZM56 219H57V220H56ZM71 219H73V220H71ZM80 219H82V220H80ZM118 219H119V218H118ZM122 219H123V217H122ZM135 219H136V216H135L134 220H135ZM182 219H183V218H182ZM4 220H5V221H4ZM16 220H17V221H16ZM18 220H19V221H18ZM21 220H23L24 223H23ZM32 220H33V221H32ZM54 220H56L57 223H55L56 221H54ZM64 220H66V221L68 220L67 223H66V221H64ZM69 220H70V221H69ZM77 220H80V221H77ZM85 220H86L87 224H85V226H82V225L84 224V221H85ZM120 220H121V218H120ZM37 221H40L41 223H40V222H37ZM75 221H76V222H75ZM81 221L83 222V224H81V223H82ZM117 221H118V220H117ZM9 222H11V223L13 222V224L16 225V226H14V225L11 224V223L8 224ZM19 222H21V224L23 223L22 226H21V224H19ZM27 222H28V223H27ZM35 222H36L37 224H36ZM43 222H44V223H43ZM51 222H52V224L55 226V228H54V226L51 224ZM63 222H64V223H63ZM69 222H70V223H69ZM78 222H79V223H78ZM86 222H85V223H86ZM122 222H123V220H122ZM16 223H18L21 227H20L19 225H17ZM31 223H33V224H31ZM72 223H73V224H72ZM88 223H89V225H88ZM137 223H139L141 227L139 226V228H138ZM137 223H136V226H137L136 228L139 229L140 232H139L138 230H137L136 232H137V233H141V236H140V234H137V233H136V235H137V236L139 235V236H138V240L140 239L139 241H140L141 244H142V240H143V243L146 242V243H144L145 246L148 244V247H149V248H147V247H146V248L149 249L150 251L147 250L146 253H148L149 255L146 254L145 252H143V253L146 254L147 257L144 256L142 259H140L142 256H141V257L139 256V258H138L137 256H138L139 254H137L136 257L134 256V258H136V259H134L133 256L130 255V257L132 256V260H131V259H130V260H127L126 258H130V257H128V256H129V253H128V254H127L128 256H126V258H124V260H123V256H122V258H121L122 261H121V259H120L119 261H121V262H118V263H116V264H119V263L123 264L124 261H125L126 264H127V261H129V262H131V263H132V261H133V264H158V263H160V261H161L162 258H163L162 256H160V257H162V258H161V260H159L158 263L155 262V261H158V260H154V259H157V258L160 259V257H159L158 254H157V249H156V246H155V244H156L157 242L154 243L153 240H154L155 238L153 237L154 239H151V241H152V244H153L154 246L151 247V245L149 244V243H150V242H149L150 237H147L148 235L151 236V237L154 236V235L156 234V233H153L155 230L152 229L151 231H149V230H150V229L148 228L149 225H148V227H145V228H148V229H145V228H144L145 225L143 226V223L140 222V220H138ZM30 224H31V225H30ZM40 224H41V225H40ZM43 224H44V226L46 225V228L49 227V229H48V228L46 229L44 226H42ZM74 224H75V226H73ZM79 224H80V225H79ZM139 224H138V225H139ZM38 225H39V226H38ZM61 225H62V226H61ZM63 225H65V226H63ZM87 225L90 226L91 228H90V227L88 228ZM109 225H110V223H109ZM36 226H37V228H36ZM57 226H58V227H57ZM76 226H77V227H76ZM86 226H87V227H86ZM142 226H143V228H142ZM26 227H27V228H26ZM66 227H67L68 229H67ZM84 227H85L86 230H82ZM14 228H15V230H14ZM32 228H33V230H32ZM52 228H53V229H52ZM65 228H66V229H65ZM73 228H76V229L73 230ZM87 228L90 229V230H88ZM92 228H93V229H92ZM94 228H95V229H94ZM140 228H141V229H140ZM5 229H8V230H5ZM16 229H17V230H16ZM29 229H31V230H29ZM34 229L37 230V231L35 232ZM41 229H42V231H41ZM54 229H55V230H54ZM56 229L59 230V231H57ZM60 229H61V230H60ZM69 229H71V230H69ZM10 230H11V231H10ZM12 230H13V231H12ZM25 230H26V231L28 230L29 232L32 231V232H30V233H29L28 231L25 232ZM43 230H44V231H43ZM46 230H48V232H46ZM76 230H77V231H76ZM102 230H101V231H102ZM142 230H143V231H142ZM144 230H147V231L151 232L152 234H149V232H145ZM20 231H21V232H20ZM51 231H52V232H51ZM53 231H54V232H53ZM56 231H57V232H56ZM62 231H63V232H62ZM67 231H68V233H67ZM74 231H75V232H74ZM84 231H86V232L84 233ZM87 231H88V232H87ZM91 231H92V232H91ZM94 231H95V232H94ZM123 231H124V229H123ZM123 231L121 230L120 234L123 233ZM125 231H126V230H125ZM125 231H124V232H125ZM128 231H129V230H128ZM128 231H127V233H128ZM12 232H13V235H11ZM15 232H17V233H15ZM37 232H40V233L43 232V233L39 234V233H37ZM55 232H56L57 234H56ZM70 232H72V233L70 234ZM76 232H77V233H76ZM78 232H79V233H78ZM82 232H83V233H82ZM19 233H21V234L23 233L22 236H21V234H20V236H19ZM60 233H61V234H60ZM74 233H75V236H74V238H73V235H72V234H74ZM88 233H89V234H88ZM129 233H130V232H129ZM131 233H132V232H131ZM131 233H130V234H131ZM14 234H15V235H14ZM36 234H37V235H36ZM58 234H59V235H58ZM63 234H64V235H63ZM81 234H82L83 236H82ZM92 234H93L94 236H93ZM100 234H101V235H100ZM124 234H125V233H123L122 235H124ZM134 234H135V233H134ZM134 234H132L131 238L133 237ZM147 234H148V235H147ZM153 234H154V235H153ZM5 235H6V236H5ZM16 235H17V236H16ZM26 235H28L29 238H28ZM40 235H41V236H40ZM47 235H48V236H47ZM62 235H63V236H62ZM65 235H66V236H65ZM68 235H69V236H68ZM76 235H77V236H76ZM87 235H88V236H87ZM111 235H113V236H111ZM116 235H117V234H116ZM122 235H121V238H122ZM128 235H129V234H128ZM8 236L10 237V239H8ZM12 236H13V237H12ZM25 236H26V238H23V239H26V241L28 240L27 242H25L26 244H24V242H21L22 237H25ZM32 236H33V237H32ZM55 236H56V237H55ZM71 236H72V237H71ZM79 236H80V237H79ZM85 236H87V237H85ZM91 236H92V237H91ZM110 236H111V237H110ZM117 236H118V235H117ZM124 236H126V234H125ZM124 236H123V237H124ZM129 236H130V235H129ZM143 236H144V238H143ZM2 237H4V238H2ZM41 237H42V238H41ZM47 237H49L48 240L46 239ZM61 237H63V238H61ZM70 237L72 238V240H71ZM81 237H83V238L81 239ZM84 237H85L86 240H88V241H86V242L83 243V241H85ZM145 237H146V238H145ZM11 238H12V239H11ZM18 238H19V239L21 238V239L19 240ZM36 238H38V240L44 238L45 240L43 239V240L38 241ZM53 238H54V239H53ZM55 238L58 239V240H55ZM66 238H67V240H66ZM69 238H70V239H69ZM78 238H79V239H78ZM87 238H88V239H87ZM95 238H96V239H95ZM97 238L100 240V242H99V240H98ZM102 238H103V239L105 238L104 241L102 240ZM125 238H129L130 240H133V239H131L130 237H127V236H126ZM7 239H8V240H7ZM64 239H65L66 241H65ZM89 239H91V240L93 239V240H92V241H89ZM109 239H108V240H109ZM122 239H123V238H122ZM144 239H145V240H144ZM3 240H4V241H3ZM11 240H13V241H11ZM15 240H17V241L20 242V243H18V246H19V244H22V246H23V244H24V247H22L24 250H23L22 248H20V247L17 246V244H16L17 241H15ZM49 240H51V243L49 242ZM54 240L56 241V244H58V246H57L56 244L54 245V243H55ZM68 240H70V242H69ZM95 240H96L97 242H96ZM101 240H102L103 242H101ZM134 240H135V239H134ZM2 241H3V242H2ZM7 241H8V242H7ZM22 241H23V240H22ZM46 241L48 242V244H47ZM53 241H54V243H53ZM59 241H60V242H59ZM76 241H78L79 243L76 242ZM127 241H128V240H127ZM155 241H156V240H155ZM15 242H16V243H15ZM36 242H37V243H36ZM41 242H43V244H42ZM58 242H59L60 244H59ZM61 242H62V243H61ZM67 242H69V243H67ZM80 242H81V243H80ZM87 242H88V243H87ZM91 242H92V243H91ZM104 242H106V243L104 244ZM118 242H119V243H118ZM148 242H149V243H148ZM13 243H15L16 245L13 244ZM31 243H30V244H31ZM39 243H40V244H39ZM52 243H53V244H52ZM63 243H64V244H63ZM70 243H72V244H70ZM74 243H75V244H74ZM86 243H87V244L90 243V244H92V245L89 244V246H87ZM4 244H5V245H4ZM8 244H9V245H8ZM45 244H46V245H45ZM66 244H67V245H66ZM78 244H79V246H78ZM85 244H86V245H85ZM133 244H134V243H133ZM135 244H136V243H135ZM13 245H15L18 249H16V247L13 246ZM40 245H41V246H40ZM47 245H50V246H49L50 248H49ZM64 245H65V246H64ZM72 245H73V246H72ZM74 245H75V246H74ZM93 245H94V246H93ZM115 245H116V244H115ZM139 245H140V244H139ZM142 245H143V244H142ZM156 245H157V244H156ZM5 246H6V247H5ZM28 246H29V245H28ZM30 246H32V245H30ZM39 246H40V247H39ZM42 246H43V247H42ZM59 246H60V247H59ZM69 246H70V247H69ZM85 246H87V247H85ZM91 246H92V247H91ZM95 246H96V247L99 246V249L95 248ZM106 246H107V248H106ZM108 246H109V248H108ZM128 246H129V247H128ZM157 246H158V245H157ZM2 247H3V248H2ZM14 247H15V248H14ZM25 247H26V250H28V251H27V252H28L27 255H25V254H26V252H25ZM52 247H54V248H52ZM56 247H57V248H56ZM77 247H78L79 249H78ZM82 247H83V248L85 247V248H84V249H86L85 252L87 251V252L90 253L91 255H88L87 252H86L87 255L84 254L85 252H84V250H83ZM104 247H105L106 251H105ZM138 247H140V246H138ZM150 247H151V248H150ZM34 248H33V249H34ZM41 248H42V249H41ZM46 248H47V249H46ZM62 248H64V250H63ZM67 248H68V249H67ZM70 248H72V249H70ZM94 248L97 249V250H96L97 252L95 251ZM114 248H115V249H114ZM118 248H117V249H118ZM146 248H145L144 250H146ZM153 248H154V249H153ZM1 249H2V250H1ZM20 249H21V250H20ZM29 249H30V251H29ZM49 249H50V250H49ZM66 249H67V250H66ZM102 249H103V251H102ZM112 249H114L115 252H113L114 250H112ZM155 249H156V250H155ZM12 250H13V251H12ZM14 250H15V254H16L15 256L12 255V254L14 253ZM16 250H17V251H16ZM18 250H20V251L18 252ZM48 250H49L50 253H51V251H52V253H54V254H56V255H54V254H49ZM81 250H82V252L79 253ZM89 250H91V251H89ZM98 250H99V252H98ZM144 250H143V251H144ZM8 251H10V253H9ZM45 251H46L48 254H46ZM61 251L65 252V253L63 254ZM71 251H72V252H71ZM100 251H102V252H100ZM104 251H105V253H104ZM122 251H121V252H122ZM152 251H154V253H153ZM155 251H156V254H157V258H156V255H155V257L152 255V254H155ZM11 252H13V253L11 254ZM56 252L59 254V259H58V256H57V253H56ZM60 252H61V253H60ZM106 252H107V253H106ZM121 252H120V253H121ZM7 253H8V254H7ZM18 253H19V254H18ZM30 253H29V255H30ZM72 253H73L75 256H74ZM78 253H79L80 255H79ZM109 253H110V254H109ZM112 253H113L114 255H113ZM115 253H116V254H115ZM138 253H140V252H138ZM9 254H10L11 256H13V260H12V261H11L12 257H11V259H10V258H9L10 255H9ZM67 254H68V255H67ZM92 254H93V255H92ZM95 254H96L95 257H90V256H94ZM103 254H104V255H103ZM121 254H122V253H121ZM8 255H9V257H7ZM29 255H28V256H29ZM37 255H38V254H37ZM37 255H35V256H36V259H35V260H37L36 262H38V259H39V261L41 262V257H42L41 253H40L41 256H40V255L37 256ZM84 255H85L86 257H85ZM100 255H101V256H100ZM105 255H106V256H105ZM111 255H113V257H112ZM115 255H116V256H115ZM122 255H123V254H122ZM3 256H4V257H3ZM16 256H17V257H16ZM33 256H34V255H33ZM35 256H34V257H35ZM71 256H72V258H71ZM76 256H77V259H76ZM79 256H80V257H79ZM98 256H99V257H98ZM109 256H110V257H109ZM6 257H7V258H6ZM15 257H16V258H15ZM19 257H20V258H19ZM39 257H40V258H39ZM56 257H57V258H56ZM62 257H63V258H62ZM88 257H89V260H90V261L87 260ZM115 257H116V258H115ZM151 257H152V258L154 257V258H153V261H152V258H151ZM2 258H3V259H2ZM27 258H29L30 260H32V259H31V258H33V257H32V253H31V256H29V257H27ZM27 258H25V259H26V260H29V259H27ZM43 258H42V259H43ZM51 258H52V259H51ZM70 258H71V259H70ZM79 258H80V259H79ZM85 258H86V261H85ZM92 258H93V259H92ZM107 258H108V259H107ZM109 258H112V259H110V261H109ZM53 259H55V260L58 259V260H56L57 263H55V261H54ZM63 259H64V260H63ZM67 259H68V260H67ZM104 259H105V260H104ZM114 259H116V260L114 261ZM117 259H118V260H117ZM125 259H126L127 261H126ZM150 259H151V260H150ZM7 260H10V261L7 262ZM26 260H25V262H27ZM33 260H34V258H33ZM35 260H34V261H35ZM43 260H45V259H43ZM43 260H42V261H43ZM47 260H48V259H47ZM76 260H77V261H76ZM99 260H101V261H99ZM102 260H103V261H102ZM111 260H112L114 263H113ZM137 260H138V261H137ZM146 260H147V261H146ZM163 260H164V258H163ZM163 260H162L161 262H163ZM15 261L20 262L19 264H21L22 262H24V259H21V260H19V261H18V260H15ZM21 261H22V262H21ZM34 261H29L30 263H26V264H31V263L36 264V262H34ZM84 261H85V262H84ZM134 261H135V262H134ZM9 262H10V263H9ZM13 262H14V261H13ZM25 262H24V264H25ZM49 262L46 263V264H50ZM52 262H53V263H52ZM66 262H67V263H66ZM69 262H70V263H69ZM122 262H123V263H122ZM154 262H155V263H154ZM38 263H39V262H38ZM125 263H124V264H125ZM16 264H17V263H16ZM39 264H43V262H42V263H39ZM128 264H129V263H128ZM160 264H161V263H160ZM162 264H163V263H162Z\"/></svg>", "mask_w": 264, "mask_h": 264}]
</instances>
